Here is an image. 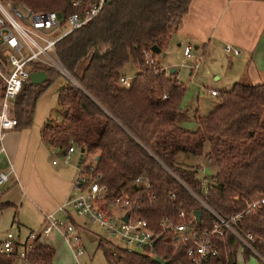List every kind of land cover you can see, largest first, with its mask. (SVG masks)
I'll return each instance as SVG.
<instances>
[{
    "label": "trees",
    "instance_id": "1",
    "mask_svg": "<svg viewBox=\"0 0 264 264\" xmlns=\"http://www.w3.org/2000/svg\"><path fill=\"white\" fill-rule=\"evenodd\" d=\"M15 1L36 10L56 9L64 15L74 10L70 0ZM190 1L108 0L98 15L60 39L56 43L59 57L78 84L67 78L59 87L60 109L44 122L41 131L42 139L52 147L67 150L71 140L77 150L84 147L79 169L100 173L109 198L130 194L139 199L141 214L156 228L166 214L184 210L193 218L197 208L202 209L200 221L194 218L197 227L214 226L213 213L190 188L224 216L245 209L254 196L264 194V82H236L221 94L216 108L195 115L199 124L190 128L179 122L189 111L184 105L187 85L178 69L170 74L155 52L154 61H146L144 50L154 44L165 52ZM101 44L106 51L95 52ZM128 62L139 70L131 84L124 86L120 78ZM40 69L46 70L49 78L31 83L28 77L14 100L16 129L33 125L38 99L55 83V77L62 75L56 68L38 64L32 71ZM2 95L0 86V98ZM182 152L205 155L217 165L206 183V193L202 192L198 167L178 161ZM89 156L93 161L88 162ZM140 174L149 178L146 192L143 183L135 182ZM150 194H155L156 200ZM12 204L0 201V212ZM239 224L261 237L255 246L264 257V208L246 212ZM172 237V233L163 234L155 244V254L168 264H191L189 243L176 246ZM215 239L220 254L210 256L205 264H236L239 252L245 259L253 254L229 230ZM99 245L105 247L103 237ZM55 253L52 244L38 237L28 260L50 264ZM105 253L112 264H160L149 251L129 252L117 245ZM16 257L0 251V264H13Z\"/></svg>",
    "mask_w": 264,
    "mask_h": 264
},
{
    "label": "built area",
    "instance_id": "2",
    "mask_svg": "<svg viewBox=\"0 0 264 264\" xmlns=\"http://www.w3.org/2000/svg\"><path fill=\"white\" fill-rule=\"evenodd\" d=\"M70 1L74 10L64 15L56 9L36 10L25 2L0 0V86L3 88V95L0 98V154L5 152L4 139L7 132L14 129L18 121L13 113L14 100L35 64L56 68L78 84L71 72L62 63L56 49V43L98 15L108 0ZM225 50L234 53L240 52L229 43L226 44ZM144 52L146 61L153 62L151 48L145 49ZM184 54L188 57L192 55L190 45L185 47ZM120 81L124 86L131 84V78L125 75L121 76ZM211 93L218 94V91L211 89ZM75 150L76 144L71 140V144L65 153L67 160ZM168 169L174 173L170 168ZM10 172L0 171V185L9 180ZM101 177L100 173L92 175L83 169H79L76 179V185L78 184L80 187L79 193L71 196L61 206V209L64 210H67L68 206L71 211L68 210L65 217H60L56 212L47 213L41 230L32 231L21 249L18 248V237L9 232L7 238L2 242L0 251L8 255L15 253L18 257L29 259L34 241L38 237L59 233L77 260L79 255L85 252V248L80 233L83 226L78 224L72 215L71 212L74 210L77 216L81 217L79 223H97L98 226L108 232L118 234L123 242L122 245L118 246L129 252L145 253L149 251L156 256L155 244L157 241L162 239L163 234L172 233L171 243L176 246L181 243H189L187 254L191 264H205L210 256L220 254V248L215 237L223 235L229 230L240 240L242 245L264 260L263 255L255 246L261 237L239 224V220L246 212H255L264 208V194L254 196L245 209L224 216L211 207L202 195L190 188L199 201L213 213L216 218L214 226L199 229L195 224L197 219L194 211L192 212L193 218H190L186 211L180 210L175 214L164 215L159 221L158 228H156L141 214L143 206L139 199L133 198L130 194L109 198L108 187L101 182ZM200 179L203 184L202 192L206 193L207 177L203 176ZM135 182L143 183L145 192L150 187V181L146 174L138 175ZM150 197L156 200L155 194H150ZM101 201L106 202L108 209L100 206ZM127 213L128 218L125 219ZM118 252L115 251L114 254ZM75 264L80 263L77 260ZM121 264L125 263L122 262ZM180 264L185 263L181 262Z\"/></svg>",
    "mask_w": 264,
    "mask_h": 264
},
{
    "label": "crops",
    "instance_id": "3",
    "mask_svg": "<svg viewBox=\"0 0 264 264\" xmlns=\"http://www.w3.org/2000/svg\"><path fill=\"white\" fill-rule=\"evenodd\" d=\"M228 43L240 51L228 52L232 54L234 84L246 76L253 81L251 83H263L264 0H191L189 9L182 17L179 27L172 33L165 52L167 54V49L173 48V44L181 48L184 54L187 45L205 53L209 48L212 50L221 47L225 50ZM122 69L123 74L130 78L139 70L135 63H127ZM50 92L47 89L38 99L33 125L28 128L11 129L4 139L5 152L0 154V171L11 172L9 180L0 185V201H11L13 204L0 212V221L7 220L11 214L14 222L15 214L20 210L21 217L18 222L29 224L26 212L35 211L44 224L47 213L67 215L71 208L67 206V210H64L61 206L71 196L79 193L80 187L76 185V179L79 173L80 151L76 149L72 152L77 153L75 160L73 157L67 160L65 156L60 162H55L51 160L52 156L64 149L52 147L42 139L43 124L49 117L54 116L56 109L58 90L54 102L50 103L43 98L46 94H51ZM44 101L49 105L45 106ZM188 105L192 106L193 103L189 102ZM64 151L66 153L67 150ZM29 229L26 238L16 235L19 239V249L34 231L32 228ZM53 235L62 237L59 233L44 237L48 239ZM6 238L2 237L0 241L3 242ZM17 260L21 263L30 262L18 256L14 262Z\"/></svg>",
    "mask_w": 264,
    "mask_h": 264
},
{
    "label": "rangeland",
    "instance_id": "4",
    "mask_svg": "<svg viewBox=\"0 0 264 264\" xmlns=\"http://www.w3.org/2000/svg\"><path fill=\"white\" fill-rule=\"evenodd\" d=\"M106 51L104 44L99 45L95 52L103 53ZM167 54L157 53L158 60L163 66L176 67L178 69L179 77L187 85V91L184 97V105L188 107V115L185 118L179 120L180 124L188 126L190 128H196L199 124L195 115H204L209 113L211 110L216 108L221 101V94L233 87L234 77L233 68L231 67L232 54L226 52L221 47L209 48L205 53L197 50L192 46V55L186 56L183 54V50L178 48L177 45L173 44V48L167 49ZM133 62H128L132 64ZM171 64V65H167ZM55 83L49 88L51 94L43 96L48 102H54L58 87L67 82L65 75H57L54 79ZM240 81L251 83L253 82L249 77H244ZM216 89L218 94H212L211 89ZM46 97V98H45ZM56 99H58L56 97ZM43 100V99H41ZM192 102L193 105L189 106L188 103ZM45 106L49 104L44 101ZM56 109H60V105L55 100ZM188 105V106H187ZM55 109V108H54ZM55 109L54 113L57 112ZM208 143L206 144V147ZM77 154V153H76ZM76 154H70L74 160L77 158ZM65 158V151H59L52 156L51 160L61 161ZM179 162H184L198 167L197 175L199 178L203 176L207 177V181L212 178V174L217 171V165L215 162L207 158L205 155H195L191 153H179ZM93 161V157H88V162ZM100 206L108 209L106 202L101 201ZM11 211V210H9ZM25 212V211H24ZM11 213V212H10ZM29 216V224H20V210L17 214V221H12V215L7 217V220L0 221V238L7 237L9 232L14 235H19L22 238H26L29 234L30 229L39 231L43 227V220L39 214L35 211L26 212ZM72 213L77 220L78 224L82 225L80 229L82 243L85 248V252L80 254L78 261L80 264H112L109 257L105 253V249H114L117 245H122L118 234H113L105 230L104 228L97 225V223L89 222L87 224L79 223L81 221L79 216L72 210ZM13 214V213H12ZM60 217H65L64 213L58 214ZM105 239V247L99 245L101 238ZM42 240L51 243L56 248V255L51 264H75L76 258L64 240L60 235H53L48 237H41ZM251 258L245 259L242 253L239 252L237 255L236 264H264V260L260 258L256 253L252 252ZM110 255V254H109ZM19 259V258H18ZM13 264H31L30 262L21 263L20 260L15 261Z\"/></svg>",
    "mask_w": 264,
    "mask_h": 264
},
{
    "label": "water",
    "instance_id": "5",
    "mask_svg": "<svg viewBox=\"0 0 264 264\" xmlns=\"http://www.w3.org/2000/svg\"><path fill=\"white\" fill-rule=\"evenodd\" d=\"M151 50L153 52H155V53H161V47L158 46L157 44L152 45L151 46ZM165 54H166V52L163 53V55H165ZM176 70H177L176 67H170L169 73L172 74ZM29 78H30V82L31 83H41L43 81H46L49 78V73L46 70H44V69H40V70H36V71H31L30 72V75H29ZM84 152H85V148L82 147L80 149L79 164L81 163V161L83 159ZM194 213L196 215L197 220L200 221L202 209L201 208H197V209H195ZM124 218L125 219L128 218V213L125 215ZM154 261H156L157 263H160V264H168V260L164 259L160 255L154 256ZM233 263H234V261H233Z\"/></svg>",
    "mask_w": 264,
    "mask_h": 264
}]
</instances>
